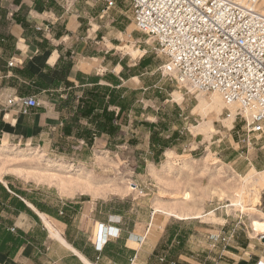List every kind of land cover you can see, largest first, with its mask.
Instances as JSON below:
<instances>
[{
	"label": "crops",
	"instance_id": "1",
	"mask_svg": "<svg viewBox=\"0 0 264 264\" xmlns=\"http://www.w3.org/2000/svg\"><path fill=\"white\" fill-rule=\"evenodd\" d=\"M126 27L123 11L106 9L105 0H0V153L22 146L35 153L30 147L47 143L101 142L106 152L117 150L119 130L149 111L136 99L119 121V88L154 67L148 57L132 67L119 60V35L130 37ZM122 96L130 98L127 90ZM26 97L40 103L27 115L7 105ZM149 146L160 150L151 140ZM170 148L162 149L159 163ZM18 179L0 178V264H173L159 242L166 225L157 233L153 208L142 218L133 194L66 196L53 186H20ZM222 221L220 231L228 222ZM258 224L253 231L264 232V219ZM217 253L200 264H264V240H234Z\"/></svg>",
	"mask_w": 264,
	"mask_h": 264
},
{
	"label": "rangeland",
	"instance_id": "2",
	"mask_svg": "<svg viewBox=\"0 0 264 264\" xmlns=\"http://www.w3.org/2000/svg\"><path fill=\"white\" fill-rule=\"evenodd\" d=\"M263 1L258 10L263 9ZM114 6L123 11L130 35H119V60L132 67L148 57L154 64L151 70L141 71L140 78L123 84L127 95L140 99L141 108L149 111L119 130L117 150L106 152L101 142L77 148L47 143L30 147L32 154L25 152V146L0 153V178L14 174L20 186H53L66 196L89 193L98 198L118 193L127 199L133 194L139 199L142 218L148 206L153 208L157 233L166 225L159 242L173 264L212 262L218 249L211 247L207 235L220 231L222 218L228 221L223 231L235 229V241L259 239L264 232L253 228L257 230L264 219V149L239 142L243 123L234 119L235 108L230 111L227 106L228 113L220 96L179 86L162 75L164 59L155 54L152 41L136 31L128 0H117ZM159 120L156 130L145 125ZM124 122L127 127L128 119ZM150 132L162 133L163 139L177 134L158 164L156 151L149 146ZM167 160L169 166L162 168ZM176 213L188 214V219L172 217Z\"/></svg>",
	"mask_w": 264,
	"mask_h": 264
},
{
	"label": "built area",
	"instance_id": "3",
	"mask_svg": "<svg viewBox=\"0 0 264 264\" xmlns=\"http://www.w3.org/2000/svg\"><path fill=\"white\" fill-rule=\"evenodd\" d=\"M106 9L115 0H105ZM136 31L149 38L164 59L162 75L203 94L217 93L226 109L235 106L243 123L240 142L264 149V16L261 0H128ZM24 115L40 103L11 98ZM229 113V111H228ZM103 225H100L101 229ZM236 239L235 229L207 235L221 252ZM264 240V233L259 236ZM106 240L98 238V244Z\"/></svg>",
	"mask_w": 264,
	"mask_h": 264
},
{
	"label": "trees",
	"instance_id": "4",
	"mask_svg": "<svg viewBox=\"0 0 264 264\" xmlns=\"http://www.w3.org/2000/svg\"><path fill=\"white\" fill-rule=\"evenodd\" d=\"M141 67H142V61H141ZM120 81H119V85H120ZM126 91V88H119V121H120V118L123 114L124 111H126L127 109H129L131 107V105L134 103V97H130V98H125L122 96L123 92ZM158 124H160V122H158L157 124H148L146 123L145 125H147L151 130H153L154 127L158 126ZM177 134L175 132H173L171 134V136L165 140L163 138H160L159 134L155 133V132H152L151 134V137H150V140H151V143H154L156 145H159L160 146V150L158 149L156 151V155L159 156L162 152V149L164 148H170L172 145V141L174 140L175 136ZM155 163L158 164L159 163V159L158 158H155Z\"/></svg>",
	"mask_w": 264,
	"mask_h": 264
},
{
	"label": "bare ground",
	"instance_id": "5",
	"mask_svg": "<svg viewBox=\"0 0 264 264\" xmlns=\"http://www.w3.org/2000/svg\"><path fill=\"white\" fill-rule=\"evenodd\" d=\"M259 12L264 16V1H263V9H261V10H259ZM214 94H217V93H214ZM218 95V94H217ZM219 96V95H218ZM221 98V97H220ZM228 108H229V110L230 111H233L234 110V108H235V106L234 105H230V106H228ZM30 154H32V152H29ZM169 162H168V160L167 161H165V162H163L162 163V168H165V167H168L169 166ZM47 180H51V178H49V179H47ZM61 185V184H60ZM131 190H133V189H131ZM175 217H177V218H181V219H188V214H175Z\"/></svg>",
	"mask_w": 264,
	"mask_h": 264
}]
</instances>
